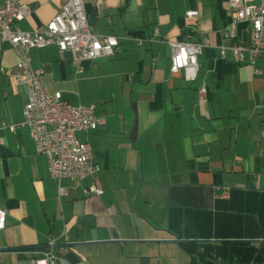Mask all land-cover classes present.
I'll list each match as a JSON object with an SVG mask.
<instances>
[{"label":"crops","instance_id":"obj_1","mask_svg":"<svg viewBox=\"0 0 264 264\" xmlns=\"http://www.w3.org/2000/svg\"><path fill=\"white\" fill-rule=\"evenodd\" d=\"M67 1L25 0L31 14L18 29L43 30ZM228 1L83 0L92 31L119 39L116 54L82 62L56 47L31 52L49 94L95 105L105 121L78 135L98 172L63 181V195L30 130L12 128L28 95L0 41V264L30 261L50 237L61 264H264V55L234 60L251 25L225 36ZM186 41L206 43L193 82L170 70L171 43ZM96 180L102 196L87 193Z\"/></svg>","mask_w":264,"mask_h":264},{"label":"built area","instance_id":"obj_2","mask_svg":"<svg viewBox=\"0 0 264 264\" xmlns=\"http://www.w3.org/2000/svg\"><path fill=\"white\" fill-rule=\"evenodd\" d=\"M233 31L226 37H235L236 25L248 22L251 25V39L248 47L238 44L232 48L234 60L240 62L248 54V61H255L264 55V0L251 3L229 0ZM31 14L25 0H6L0 8V41L8 43L18 57L13 74L17 85L27 89L28 101L23 108V122L13 130L27 127L33 137L36 152L48 160L49 174L59 186L63 181L80 183L94 177L98 167L94 162L93 147L89 142L79 140V133H92L105 125L98 117L96 106H76L65 100L61 93L49 94L41 84L43 72L31 67V52L37 49L56 47L60 52H70L77 61H94L113 57L119 48L117 37L94 33L88 24L83 0H68L60 12L41 31L26 32L18 24ZM189 18L197 17L198 11L187 13ZM206 43H171V72L183 73L186 82H193L199 71L198 57ZM225 56V51H222ZM202 88L200 97L205 96ZM61 195L64 189L59 188ZM96 196L104 194L98 180L87 189ZM228 194L224 193L223 197ZM7 211L0 208V232L5 230ZM1 260V252H0ZM63 259L57 250L54 237L48 239L46 250L38 253L28 262L20 264H61Z\"/></svg>","mask_w":264,"mask_h":264},{"label":"trees","instance_id":"obj_3","mask_svg":"<svg viewBox=\"0 0 264 264\" xmlns=\"http://www.w3.org/2000/svg\"><path fill=\"white\" fill-rule=\"evenodd\" d=\"M182 248L189 253H196V244L194 243H181Z\"/></svg>","mask_w":264,"mask_h":264},{"label":"rangeland","instance_id":"obj_4","mask_svg":"<svg viewBox=\"0 0 264 264\" xmlns=\"http://www.w3.org/2000/svg\"><path fill=\"white\" fill-rule=\"evenodd\" d=\"M79 138V137H78Z\"/></svg>","mask_w":264,"mask_h":264}]
</instances>
